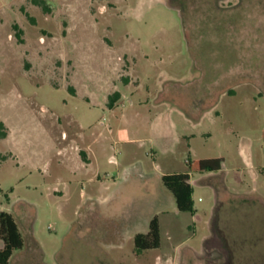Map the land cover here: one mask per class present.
<instances>
[{"label": "rangeland", "instance_id": "1", "mask_svg": "<svg viewBox=\"0 0 264 264\" xmlns=\"http://www.w3.org/2000/svg\"><path fill=\"white\" fill-rule=\"evenodd\" d=\"M173 3L0 0L9 264H264V0ZM212 158L178 211L160 176Z\"/></svg>", "mask_w": 264, "mask_h": 264}, {"label": "trees", "instance_id": "2", "mask_svg": "<svg viewBox=\"0 0 264 264\" xmlns=\"http://www.w3.org/2000/svg\"><path fill=\"white\" fill-rule=\"evenodd\" d=\"M174 0H168V5L173 6ZM181 10L182 8H178ZM118 96L114 93L109 98V106L112 107L114 99ZM7 136V129L0 121V139ZM187 173L168 174L161 176V183L172 194L176 208L180 212H192L193 189L190 184L191 173H211L223 169L222 158L188 160ZM0 264H9L12 254L23 247V238L11 213L0 211ZM136 254L157 249L160 246L159 223L157 217H153L145 234H137L133 238Z\"/></svg>", "mask_w": 264, "mask_h": 264}, {"label": "crops", "instance_id": "3", "mask_svg": "<svg viewBox=\"0 0 264 264\" xmlns=\"http://www.w3.org/2000/svg\"><path fill=\"white\" fill-rule=\"evenodd\" d=\"M207 93V92H206ZM204 94V97H206L207 95L208 96H210L211 94ZM193 112V111H192ZM207 112V110H205L204 111V113H206ZM208 114H209V112H208ZM193 117V116H192ZM191 118V117H190ZM197 122V121H196ZM87 149L89 150V152H90V154H92L93 153V151H92V149H91V145H87ZM79 155H80V159H81V156L84 158V160H82L83 162H85V163H90L91 162V159L89 158V156L87 155V152L86 151H84L83 149L81 150H79ZM161 177V176H160ZM190 182V181H189Z\"/></svg>", "mask_w": 264, "mask_h": 264}]
</instances>
